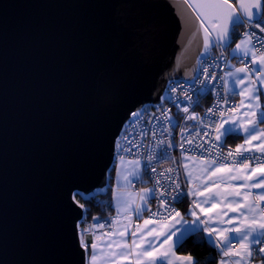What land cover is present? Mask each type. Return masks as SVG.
Segmentation results:
<instances>
[{"label": "water", "instance_id": "1", "mask_svg": "<svg viewBox=\"0 0 264 264\" xmlns=\"http://www.w3.org/2000/svg\"><path fill=\"white\" fill-rule=\"evenodd\" d=\"M188 2L0 0V264H88L80 200L106 194L131 113L208 55Z\"/></svg>", "mask_w": 264, "mask_h": 264}, {"label": "snow or ice", "instance_id": "2", "mask_svg": "<svg viewBox=\"0 0 264 264\" xmlns=\"http://www.w3.org/2000/svg\"><path fill=\"white\" fill-rule=\"evenodd\" d=\"M188 7L195 12L199 28L203 31L204 53L211 54L212 48H231L235 37L242 36L230 55L240 59L243 66H231L232 71L219 77L224 81L225 92L229 96L239 95L240 103L229 105V96L218 93V102L206 110L205 119L195 112L190 113L187 106L182 109L179 107L181 103H193L192 97L184 92L183 101L177 100L173 106L178 108L177 115L180 111L185 114V123L192 121L193 124L181 128V142L178 145L174 139H169L173 137L172 129L180 124L178 119L173 122L170 109L161 105L158 114L148 115L142 110L131 113L122 135L123 143L118 142L116 147L136 158L126 161L123 155L120 156L121 170L117 175L121 177L123 186L116 193L117 217L111 221L112 225H118L123 215L128 223L123 225V230L117 226L108 234L105 247L100 252H97L100 246L95 241L91 243L92 253L88 264H109V261L111 264H124L130 258V264H199L191 255L177 256L174 251L175 247L183 246L185 238H190L189 234L197 231L207 233L208 243L220 250V264H228L223 257L233 256L240 257L234 264H241L244 257L240 251L233 250L234 241L248 256L252 255L249 243H246L250 237L252 244L264 242V208L259 205L260 201H264V127L260 126L264 124V107L260 100L261 94H264V0H237L235 4L231 0H190ZM242 26L249 30L238 33L237 29ZM217 60L228 63L223 53ZM245 60L248 62L245 63ZM201 71L204 79L197 76L191 83L204 85L207 81L217 79L208 68ZM226 77L232 78L231 88L227 87ZM258 84L262 87H257ZM170 91L174 93L177 89L173 87ZM163 98L172 99L167 92ZM221 103L227 107H221ZM129 128L132 133H128ZM241 134L244 137L243 143L237 144L234 151L229 148L226 155L220 152L227 138ZM149 135L157 148L160 145L164 147L159 152L151 149L143 157L142 171L140 149L145 147L143 141ZM136 136L140 139L136 140ZM125 144L127 147L123 146ZM175 147L181 149L182 160H198L192 167L187 162L181 165L185 181L191 185L186 191L181 190L177 168L169 167L157 173V168L152 166L153 161L159 164L161 160L171 159L168 149ZM189 151L201 155L191 157L187 155ZM250 161L255 162L256 166L252 167ZM148 169H151L150 173ZM144 175L154 180V186L139 191L129 190L134 180L146 183ZM253 189L258 191L253 193ZM187 197H192L187 211V215L192 217L190 221L184 219L181 211L174 207V204L182 203ZM150 199L158 200L155 212L148 203ZM80 207L84 205L80 204ZM145 211L150 213L149 217L129 232L133 214L139 220ZM229 212L239 215L229 216ZM177 225L187 227H183L181 232ZM99 227L103 228L104 225ZM85 231L88 230L78 234L77 243L87 251L89 243L85 240ZM129 235L131 244L126 239ZM173 237L177 239L174 241ZM157 241H160L159 245ZM258 251L264 253V247Z\"/></svg>", "mask_w": 264, "mask_h": 264}, {"label": "built area", "instance_id": "3", "mask_svg": "<svg viewBox=\"0 0 264 264\" xmlns=\"http://www.w3.org/2000/svg\"><path fill=\"white\" fill-rule=\"evenodd\" d=\"M248 30L249 29L246 26H242V27L237 29V32L243 33L244 31H248ZM238 38H242V36L237 35L235 37V40ZM210 53L211 54H208V55L200 58L199 68H198V71H197V74H196V77L194 78V80H196L197 76H199V79H201V80L204 79L203 72L201 71V69H203V68H208L209 72L214 73L216 75L217 79L207 81L204 85H201L199 83L193 84L191 82L188 83V82H184V81H173L168 85L167 90H166V92L169 94V96H171V98H172L171 100L164 98L163 102L159 105L147 106V107H144L143 109H141L144 114H148V115H150L151 113H157L158 114V109L160 108L161 105H163L165 108L170 109V114L174 118L173 122L175 123L176 119H178L180 121V124L177 127H175L174 129H172L173 137H169V139H174V141L177 145L181 142V133H180L181 128L185 127V126L191 127V125L193 124L192 121H187L185 123V121H184V115L185 114L182 111H180L179 115H177L178 108L173 106L175 101H177V100L183 101V93L184 92H187L192 97L193 103H190V104L189 103H181L179 105V107L182 109L183 107L187 106L189 108L190 113L195 112L196 114H198L201 117H205V112L208 108L213 107L214 105L217 104V102H218V95L217 94L218 93L221 96H229V94L227 92H225L224 81L219 79V77H222L224 75V73L226 72V70L228 68L229 60L231 59L229 48H224V49L213 48L210 51ZM221 53H223L224 60H227V62H228L227 64H225L223 60H217V57H219L221 55ZM237 62L243 66L240 59L237 58ZM246 62H248V61L245 60V63ZM213 65H215V66H213ZM173 87H175L177 89V91L174 93L170 91V89ZM197 89H204V90L203 91H197ZM197 102H198V106H196ZM232 104H238L237 95L229 96V105H232ZM221 107H227V106L223 105L221 103ZM205 119H207V118L205 117ZM124 128H125V126H124ZM124 128L118 137L117 143L118 142L123 143L122 135L124 134ZM127 131H128V133H132L131 128H129ZM139 139H140V137L136 136V140H139ZM157 139L159 140L160 137H157ZM199 142H203V141H199ZM143 143L145 144V147L140 149L142 171H143V164H144L143 157L148 155L151 149H156V151L159 152V151H162L163 147H164L163 145H160L159 148H157L156 144H154L152 142V137L150 135L143 141ZM123 146L127 147L126 144ZM229 148H231L233 151L235 150L234 145L223 142V146L221 147L220 152H222L226 155ZM134 151H135V149H134ZM122 155L125 157V159H129V160L136 158L133 155H129L127 153L119 151V149L116 147L115 159L119 160L120 156H122ZM187 155L191 156V157H200L201 154L199 152L189 151L187 153ZM257 155H259V154L257 153ZM168 156L171 157V159L161 160V162L159 164H157L155 161H153L152 166L157 168V173L164 171L165 169H167L169 167L177 168L179 170L178 182L181 184V190L186 191L184 181H183V177H182L181 168H180V159L182 157L181 149L179 147L168 149ZM173 161H175V163ZM192 161L198 162V160H192ZM250 163H251V166H256L255 162L250 161ZM150 171H151V169H148L149 173H150ZM143 179H144V181H146V183H140L139 181L134 180L133 185L131 187L135 188L136 190H139L144 185L149 186V188L154 186V180H150L148 175H144ZM162 183H164L163 180H162ZM184 201H192V197H187L183 200V202ZM148 203L151 206L152 211L155 212L157 210V207H158V200L150 199ZM259 205L261 208H264V203H262V204L259 203ZM174 207L182 212L181 203L174 204ZM149 215H150V213L148 211H145L142 213V218L137 220L135 215L133 214L132 220H131L132 227L129 228V232L135 230L136 224L142 225L143 219L148 218ZM115 217H117V210H115L109 214H106V215H99L98 213H92L88 216L84 215V218L81 222V228L80 229H81V231L82 230H88V231L84 232V237L86 238L87 236H89L91 242L95 241L97 244L102 243L107 239L108 233L112 232L115 227L128 223L127 219L123 215H121L119 218V221H118V225L114 226L111 224V221ZM99 225H104V227L101 228V227H99ZM93 233H95V234L93 235ZM97 236L100 237L99 240L96 239ZM263 246H264V242H261L260 244L253 246L252 251H251V253H252L251 258L252 259L260 255V252L258 251V249L260 247H263Z\"/></svg>", "mask_w": 264, "mask_h": 264}, {"label": "crops", "instance_id": "4", "mask_svg": "<svg viewBox=\"0 0 264 264\" xmlns=\"http://www.w3.org/2000/svg\"><path fill=\"white\" fill-rule=\"evenodd\" d=\"M241 39L242 38H238V39H236L234 41V43L231 45V48H229V52L230 53H231V50L233 48H235V44L236 43H239ZM230 56H231V59L229 60V64H228V68H227L226 72L233 70V68L231 66L242 67V65L237 62V58H234L232 55H230ZM241 75H243V74H241ZM225 79L228 80L227 87L228 88H231L232 87V78L226 77ZM257 87H262V86H260L258 84ZM237 99H238V104H239L240 103V99H241L239 95H237ZM260 100H261L262 107H264V94H261ZM243 110L244 109H241V111H243ZM260 126L261 127H264V124H261ZM243 139H244V137L241 134L240 136H237L236 137V139L234 140L233 143H231V145H234L236 147L237 144H242L243 143ZM226 140L224 142H226ZM253 143H258V142L254 141ZM228 144H230V143H228ZM125 160L127 161L129 159H125ZM184 162L189 163V166L190 167H192L194 164H196L198 162H195V161H184V160H182V157L180 159V168H181V172H182V177H183L185 189L187 190V188L190 187L191 185H188L186 183V181H185L184 170H183V168L181 166ZM252 167H255V166H252ZM120 170H121V163H120V159H119V160H116L115 161V164H114V167H113V171H112V175H111L112 176V181L110 183L111 207L113 208V211L117 210V207H116V204H117L116 193H117L118 189H122V186H123V181H122L121 177L117 175L118 171H120ZM235 183H239V182H235ZM144 187H149V186L144 185L140 189H142ZM129 190H131V191H139V190H136L133 187H131ZM256 191H258V190L253 189V193H255ZM191 202L192 201H184V202L181 203V208H182V212L181 213H182L184 219L189 220V221L192 219V217L189 216V215H187V211H188V209H189V207L191 205ZM259 203L262 204V203H264V201H260ZM205 207H209V205H205ZM221 207H223V205H221ZM224 210L226 211L227 209H224ZM233 215H239V214L238 213H231V212H229V216H233ZM227 218L228 217H225V219H227ZM257 218H259V217H257ZM234 226L235 225H227V227H234ZM119 227H120V230H123V225H120ZM177 227L180 228L181 229V232H182L183 231V227H187V225H184V226L177 225ZM199 227H202V226H199ZM221 227H223V226H221ZM128 231H129V229H128ZM203 234H204L205 238L208 240L209 238L207 236V233H203ZM177 235L179 236V233ZM85 239L89 243V248H88V260H89L90 255L92 253V249L90 247V245H91L92 242H91L89 236H87ZM126 239H127L128 243L131 244V236L129 235L128 237H126ZM176 239H177V237H173V240L174 241ZM106 240L104 242L98 244L100 247L97 249V252H100L101 250L104 249ZM161 240H163V238H161ZM213 240H214V238H213ZM251 240H252V238L250 237L249 238V241H246V243H249V251H252V248L255 245V244H252L251 243ZM159 243H160V241H157V245H159ZM165 247H167V245H165ZM215 250H216V255H217V259H216V263L215 264H220V260L222 258V253L217 248H215ZM233 250L234 251H240L241 252V256L244 257V259L241 261V264H264V253H260L259 256H257V257H255V258L252 259L251 256H248L243 250H241L239 248V244L237 242H235V241L233 242ZM174 251H175V253H176L177 256H189V254H187V253H181V252H179L177 250V247L174 248ZM223 259L226 262H228V264H234V261L237 260V259H240V257H236V256H233V257H223ZM130 260H131V258H130ZM130 260L129 261H124V264H130ZM193 260H194V258H193ZM109 264H111V261H109Z\"/></svg>", "mask_w": 264, "mask_h": 264}, {"label": "trees", "instance_id": "5", "mask_svg": "<svg viewBox=\"0 0 264 264\" xmlns=\"http://www.w3.org/2000/svg\"><path fill=\"white\" fill-rule=\"evenodd\" d=\"M235 139L236 137H229L227 138L226 143L231 144ZM112 171L109 179L110 183L112 181ZM80 201L85 207V216H88L92 213L106 215L113 212V208L111 207L110 187L104 196H94L86 201ZM189 236L190 238L186 237L183 246L177 247V250L181 253H187L191 255L194 258V261H199V264H215L217 259L215 247L208 243V240L205 238L204 234L200 231H197L196 233L189 234Z\"/></svg>", "mask_w": 264, "mask_h": 264}, {"label": "rangeland", "instance_id": "6", "mask_svg": "<svg viewBox=\"0 0 264 264\" xmlns=\"http://www.w3.org/2000/svg\"><path fill=\"white\" fill-rule=\"evenodd\" d=\"M235 41V40H234ZM236 62V61H235ZM237 63V62H236Z\"/></svg>", "mask_w": 264, "mask_h": 264}]
</instances>
